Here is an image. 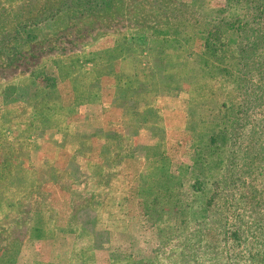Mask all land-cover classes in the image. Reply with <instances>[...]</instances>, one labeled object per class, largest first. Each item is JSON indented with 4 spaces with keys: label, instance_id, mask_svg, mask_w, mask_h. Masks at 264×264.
Wrapping results in <instances>:
<instances>
[{
    "label": "rangeland",
    "instance_id": "obj_1",
    "mask_svg": "<svg viewBox=\"0 0 264 264\" xmlns=\"http://www.w3.org/2000/svg\"><path fill=\"white\" fill-rule=\"evenodd\" d=\"M236 2L0 0V264H264V13L241 48Z\"/></svg>",
    "mask_w": 264,
    "mask_h": 264
},
{
    "label": "trees",
    "instance_id": "obj_2",
    "mask_svg": "<svg viewBox=\"0 0 264 264\" xmlns=\"http://www.w3.org/2000/svg\"><path fill=\"white\" fill-rule=\"evenodd\" d=\"M260 1H262V0H237L236 5L237 4L239 5V6L237 5L238 7H235L236 8V11H239L236 14L237 15V19L236 20H232V21H226L225 20V22H228V24H227L228 26H233L232 23H236V22H239V23L241 22L242 23L239 26V29L238 30L243 31L245 34L243 33V34L240 35V33H239L238 38H236L237 43L240 45L241 48H246L247 45L249 46V42H245V43L243 42L244 38L247 36L246 35V32L248 31L247 27L251 28V24L252 23H260L255 18L257 16L256 13H257L258 9H260V13H264V7H262V6H264L263 5L264 3L263 4L258 3ZM251 3H255V4H258V5L251 4ZM242 12L244 14H246V15H244V16L241 17ZM235 32L236 31L229 32V30H225L224 31V34L226 36V41L228 43L230 42L229 40L236 34ZM216 36H218V34H212V38H210V40L212 42L210 44H208L209 45V48L214 51V55L215 56L218 55V58H224V57L227 56L226 54L220 55V54H217L215 52L216 51V48H215V46H216V38L215 37ZM259 38H260V35L257 36V39H259ZM262 44H264V41H262ZM229 45H230V43H229ZM220 47L229 48V46H227V45L224 46L223 44H221ZM236 47L237 48H235V49L232 48L234 50V52H235V55L237 54V51H238L239 46L236 45ZM229 50H230V48H229ZM228 53H229L230 58H233L235 56L231 51H229ZM238 53H239V51H238ZM247 65L248 64H246L245 60L242 61V58H238L237 61H236V67H237V69H240V67L245 68V67H247ZM254 65L255 66H258V67L259 66H262V64H259V63H256V62L254 63ZM254 173H255V175H258V176H264V170L255 171ZM253 187H254L253 189H256L255 186H253ZM258 191H260L262 194H264V189L261 188ZM260 196H261V194H260Z\"/></svg>",
    "mask_w": 264,
    "mask_h": 264
}]
</instances>
